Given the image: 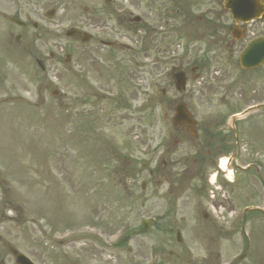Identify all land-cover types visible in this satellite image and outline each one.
Instances as JSON below:
<instances>
[{
	"label": "rangeland",
	"instance_id": "374dc122",
	"mask_svg": "<svg viewBox=\"0 0 264 264\" xmlns=\"http://www.w3.org/2000/svg\"><path fill=\"white\" fill-rule=\"evenodd\" d=\"M112 2L27 0L26 7L25 0H0V264H14L9 249L34 264H232L247 241L255 253L247 263L264 264V221H249L258 211L247 212L232 230L227 227L232 213L220 210V231L205 223L202 213H162L150 184L140 189L146 181L140 165L152 162L155 114L167 107L166 102L158 106L156 98L162 88L172 97L171 60L180 61L182 51H221L220 43L177 17L168 20V1ZM120 6L129 21L136 16L140 22H122ZM84 7L97 28L87 30L92 42L80 51L64 33L78 25ZM49 11L55 12L51 18ZM26 14L39 27L36 33L28 30L27 41L6 20L24 21ZM219 21L231 24L225 13ZM16 35H21L17 44ZM100 40L139 54L93 50L101 48ZM67 53L71 61L64 65ZM34 55L44 58V71L36 68ZM237 71L231 69L230 78ZM247 104L239 98L231 110ZM261 135L264 124H257L252 138ZM245 141L237 161L254 160L257 173L244 187L247 194L249 187L255 191L251 199L246 193L237 197L240 215L246 206L264 210L259 198L264 146ZM143 220L150 222L148 231L141 227ZM84 225L98 229L106 241L121 226L127 235L117 247L105 245L102 253L96 245L72 244L73 230Z\"/></svg>",
	"mask_w": 264,
	"mask_h": 264
},
{
	"label": "flooded vegetation",
	"instance_id": "af4514ba",
	"mask_svg": "<svg viewBox=\"0 0 264 264\" xmlns=\"http://www.w3.org/2000/svg\"><path fill=\"white\" fill-rule=\"evenodd\" d=\"M164 1H168L167 3L172 7L168 15L169 20H175L177 17L194 25L202 32L203 37L211 35L213 40L223 43L228 32L230 33L235 27L232 23L227 25L225 31V27L219 25L220 6L223 0ZM256 6L258 12L253 15L250 22L237 26L244 35L247 34V44L264 39V0H260ZM119 12L120 14L123 12L122 7ZM82 13L80 14L82 21L76 29L84 32L87 28H94L88 16L89 10L84 8ZM121 16L122 22L127 20L126 15L121 14ZM86 19L88 22H85ZM28 25L30 24L26 23L22 29L27 31ZM81 38L82 36L78 34L73 39ZM234 43L237 42H231V47L226 48V51H190L191 55L195 52L192 59L186 58L171 67L172 74L176 71L185 73L187 87L182 93L172 92V97H168L169 92L162 91V96L158 100L160 103H167L166 112L155 114L152 162L148 165L142 163L140 171L141 174H145L147 183L150 184L154 198L158 202L159 210L163 209L162 213H185L187 210L191 213H212L219 209L229 212L234 209L230 195L237 192L242 181L253 179L252 175L256 172L254 162L241 166L237 163V159L241 158L239 151L245 146V142L240 143V140L243 141V137L247 134L252 143L256 122L258 121L259 125L264 124V110H254L251 119L245 123L230 119L228 127L225 128L226 117L233 114H229L228 110L226 113L222 112L219 107L231 108L239 98L248 99L252 107L264 106V60H260L264 51H256L253 60L255 66L249 70H242L239 68L238 60L243 46L233 51L237 47ZM107 50L131 51L132 49L112 47ZM225 56H227L226 60ZM236 67L240 74L230 78V70ZM234 80L241 81L239 88H235ZM245 84H247L245 87H241ZM179 104L189 112L194 121L193 128L181 124L177 128L165 130L162 122H169L172 119V111ZM261 111L262 114H256ZM190 130L194 135L189 133ZM257 141L259 148H262L264 135L259 136ZM231 150L235 152L234 159L227 163L231 171L220 175L219 159ZM233 173L236 175L235 185L225 186L229 197L220 196L219 200L204 201L205 193L208 195L211 192L210 184H216L217 177L227 178ZM261 197L264 198V189ZM141 205H144L143 199ZM203 217L207 222L213 220L210 214H204Z\"/></svg>",
	"mask_w": 264,
	"mask_h": 264
},
{
	"label": "water",
	"instance_id": "95a60500",
	"mask_svg": "<svg viewBox=\"0 0 264 264\" xmlns=\"http://www.w3.org/2000/svg\"><path fill=\"white\" fill-rule=\"evenodd\" d=\"M224 8L228 10L236 21L238 20H249L251 16V4L248 3V0H229L224 4ZM259 48V44H256L255 46L248 47L244 54V60L248 58V55L250 57L249 51H253L254 48ZM183 88V86H181ZM177 240L180 241L179 236H177ZM16 255V263L17 264H31L25 257L21 255Z\"/></svg>",
	"mask_w": 264,
	"mask_h": 264
}]
</instances>
